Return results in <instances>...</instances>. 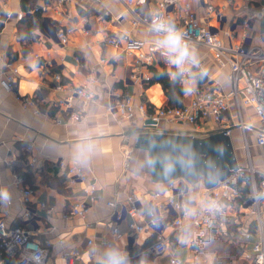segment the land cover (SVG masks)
<instances>
[{
    "label": "crops",
    "instance_id": "0c3cea01",
    "mask_svg": "<svg viewBox=\"0 0 264 264\" xmlns=\"http://www.w3.org/2000/svg\"><path fill=\"white\" fill-rule=\"evenodd\" d=\"M103 1V4L94 0L82 4L72 0L60 8L58 0H37L34 9H42V20L32 32L33 40L28 42L23 39L27 31L21 32L25 24L21 23L18 14L22 12L26 16L33 9L24 10L23 0H0V220H6L11 228L23 227L44 246L50 241L47 264H66L64 254L74 247L84 249L74 264H101L104 253L112 248L126 254L127 264H170L172 256L188 263L214 264L217 251L205 246L221 235L196 230L190 224L180 231L172 226L173 218L169 216L163 218L158 232L147 227L135 236L127 232L128 217L120 224L121 235L116 236L111 232L112 208L107 202H125L133 194L150 197L155 191L167 190L174 180L187 181L175 174L171 178L164 175L157 179L156 163L148 149L137 145L141 134L196 135L206 139L220 136L225 127L230 126L232 131L228 139L235 151L237 166L247 167L251 162L256 169L264 170V145L257 143L255 129L260 125L259 119L253 107H245L243 118L253 127L244 131L237 125L239 118L232 106L224 118L223 128L212 122L195 128L183 122L162 120L156 129H146V118L141 114L126 119L116 110L109 111L112 102L124 95L136 103L145 100L154 107H163L169 102L160 83L143 86L131 79L136 67L135 55L105 41L106 35H120V29H130L136 37L147 41L154 40L153 33L134 29L131 15L120 0ZM186 2L191 3L201 22L209 21L214 27L219 26L221 11L224 16L222 37L225 38V31H232V41L240 43L245 34H254L253 43L264 44L259 37L264 33V0H181L173 14L177 15ZM154 6L155 0H152L150 5L138 6L137 11L149 17ZM209 6L215 10L210 12ZM120 15L124 20L117 19ZM70 18L76 29L69 35L68 42L62 44L57 33ZM245 19L251 20L250 28L243 26ZM188 51L189 57L198 61L199 66L193 67L191 77L183 81L186 87L183 103H189L207 84L221 92L229 91L228 65L221 66L200 45H192ZM76 57H80V63ZM49 62L52 65H48ZM153 68L167 70L172 76L177 70L174 66L165 67L159 55L148 69L143 70L153 74ZM15 70L14 90L8 91L1 80L6 73ZM57 73L70 86L87 84L95 92L93 101L75 98V108L84 106L86 109L79 121L71 120L70 112L58 103L60 97L67 94L55 88ZM25 97H30L34 105L24 107ZM30 145L31 152L37 157L34 168L29 164ZM164 153L167 152L160 155ZM60 160L83 166L96 182L99 199L85 216L64 217L71 205L84 195L85 184L71 183L67 169L59 165ZM212 170L207 178L201 176L194 185L189 184L188 199L193 208L202 194L215 187L229 171L223 167ZM59 185L63 186V191ZM26 188L32 189L28 201H24L23 190ZM42 203L54 206V212L47 215ZM247 208L241 199L231 203L228 219L233 220L237 213L241 214ZM236 228L231 227L232 234L221 237L240 244L243 261L255 264L245 253L251 250L256 237L247 240ZM158 233L170 242L167 254L158 255L151 250ZM89 239H93L95 245L87 246ZM107 241L112 242V248L108 247ZM88 251H96L94 260L89 258Z\"/></svg>",
    "mask_w": 264,
    "mask_h": 264
},
{
    "label": "built area",
    "instance_id": "2783aa9c",
    "mask_svg": "<svg viewBox=\"0 0 264 264\" xmlns=\"http://www.w3.org/2000/svg\"><path fill=\"white\" fill-rule=\"evenodd\" d=\"M72 0H58L59 7L62 8L66 3ZM84 4L86 0H77ZM103 4V0H94ZM131 15V23L134 29H146L153 33L154 40L147 41L136 37L130 29H120V35H106L105 41L116 47H121L128 54L136 57L135 70L131 79L139 82L140 85L148 84L152 77L150 72H144L156 60L157 55L165 67H176L182 81L191 77L193 67L199 66V62L190 57L185 58L181 63L174 62L178 53H171L162 43L166 33L164 31H155L153 22H162L166 26H172L181 35L187 48L192 45H200L212 54L214 59L221 66L228 65L230 68L229 79L231 88L227 92H221L212 84H207L199 89L194 98L189 103H182L179 106L166 105L163 107H154L145 100L138 103L134 102L128 95L119 96L108 107L109 111H118L126 119H133L138 114L145 116L146 129H156L162 120L183 122L192 125L195 128L202 127L205 123L212 122L219 128H223L224 118L231 107L236 108L238 116L237 125L245 131L248 127L243 118L245 107H253L260 125L256 127L257 143L264 145V44L253 43V35H244L240 43L232 41V31H225L224 37L221 36V24L224 16L219 12V26H212L209 21L201 22L197 17L195 10L190 2L184 3L181 11L174 15V9L180 4L181 0H155V6L150 10V16L146 17L137 11L141 5H150L152 0H120ZM247 7H245L246 9ZM210 12L214 11L213 6H209ZM247 11V9H246ZM9 14V13H8ZM24 13L20 12L18 18L22 19ZM103 19V16H100ZM119 21L124 20L123 15L117 17ZM243 26L251 27V20L245 19ZM74 21H70L58 30V38L62 44H66L75 31ZM88 31V30H86ZM264 43V33L259 35ZM40 59L39 55H36ZM77 62H81L80 57H76ZM41 66V63H39ZM43 65V64H42ZM48 65H52L49 62ZM16 79V70L12 73H6L1 80L2 86L8 90H14V81ZM55 88L58 91L66 92L67 95L60 97L58 103L63 110L70 112V119L79 121L82 119L85 107L76 109L74 101L76 97H83L86 102L95 99L94 90L87 84L70 86L64 82L60 73L55 74ZM94 80L91 81V84ZM24 107L28 108L34 105L30 97L23 99ZM225 133L231 134L232 127L226 126ZM32 145L28 146L31 152ZM32 153V152H31ZM249 161L250 155L248 154ZM37 157L32 153L29 156V164L35 167ZM247 167L238 166L233 174L226 180L219 182L215 187L206 190L201 199L194 205L188 199L189 183L185 180L177 179L169 184L164 192L155 191L150 197L142 195L139 197L133 194L127 201L117 203V201H108L107 204L112 208L111 214V232L121 235L120 224L126 218L130 217L128 222V234L135 236L143 232L147 227L156 232L163 224V218L171 216L172 226L180 231L190 224L196 230L211 233L217 236L231 235L234 231L231 227L241 224L238 232L242 237L249 240L256 237V241L250 251L246 252V258L255 264H264V170L256 169L251 162ZM59 165L67 169V175L71 183L85 184L84 195L71 205L70 211L64 213V217L85 216L89 208L94 205L99 197L97 185L79 164H68L66 160H60ZM249 177L251 193L244 195L239 187L242 178ZM259 177V178H258ZM24 201H28L32 195V189L23 190ZM149 196V195H148ZM243 200L248 205L247 211L237 213L234 219L229 218L228 208L231 203L237 200ZM41 207L47 215H51L55 207L47 203H42ZM164 211L165 214L162 212ZM27 215H31L27 211ZM0 236L4 241V247L10 255L17 259V264H47L48 247L52 243L48 241L47 245H42L23 227H9L6 220H0ZM61 242V241H60ZM108 247L112 248V242H106ZM95 245L93 239H89L87 246ZM116 249V248H112ZM83 248L74 247L65 252L64 258L66 264H74L82 255ZM124 253L120 249H116ZM158 255L169 253L170 242L162 234H157V239L151 247ZM89 258L94 260L97 256L96 251H88ZM170 264H198L185 262L178 257L172 256Z\"/></svg>",
    "mask_w": 264,
    "mask_h": 264
},
{
    "label": "water",
    "instance_id": "95a60500",
    "mask_svg": "<svg viewBox=\"0 0 264 264\" xmlns=\"http://www.w3.org/2000/svg\"><path fill=\"white\" fill-rule=\"evenodd\" d=\"M220 136L202 139L196 135L141 134L137 145L148 149L149 156L156 163L154 173L157 179L164 175L171 178L175 174L195 183L201 176L207 178L212 174L213 168L223 167L229 170L221 179L224 181L238 166L228 135L223 131ZM163 151L167 153L160 155ZM181 170L185 174L179 173Z\"/></svg>",
    "mask_w": 264,
    "mask_h": 264
},
{
    "label": "trees",
    "instance_id": "16d2710c",
    "mask_svg": "<svg viewBox=\"0 0 264 264\" xmlns=\"http://www.w3.org/2000/svg\"><path fill=\"white\" fill-rule=\"evenodd\" d=\"M37 0H23L24 10H29L32 8V12L28 13L21 20L22 24L25 26L22 28L21 32L27 31L24 34L23 39L31 42L33 40L32 32L34 29L40 26L42 20V9L35 8V3ZM83 13H87L84 12ZM28 25V26H27ZM21 35V33H20ZM152 77L149 84L160 83L168 97V102L170 106H179L183 103V97L186 92V87L180 78L179 72L176 70L174 76L170 75L167 70H159L156 68L152 69ZM239 187L243 190L244 195H248L251 192L249 185V177H244L239 182ZM59 188L63 191V186L59 185ZM205 248L217 251V256L215 258L214 264H246L241 258L243 248L240 244L234 242H228L221 236L211 239L205 246ZM0 264H17V259L15 256L10 255L6 248L4 247V241L0 236Z\"/></svg>",
    "mask_w": 264,
    "mask_h": 264
},
{
    "label": "clouds",
    "instance_id": "9594fccd",
    "mask_svg": "<svg viewBox=\"0 0 264 264\" xmlns=\"http://www.w3.org/2000/svg\"><path fill=\"white\" fill-rule=\"evenodd\" d=\"M153 29L155 31H164L166 33L165 39L162 43L169 52L178 53L174 58L175 63L179 64L191 55L188 51L187 45L182 40L180 33L172 26H166L162 22L154 21ZM101 264H127V256L116 249H109L101 258Z\"/></svg>",
    "mask_w": 264,
    "mask_h": 264
},
{
    "label": "rangeland",
    "instance_id": "374dc122",
    "mask_svg": "<svg viewBox=\"0 0 264 264\" xmlns=\"http://www.w3.org/2000/svg\"><path fill=\"white\" fill-rule=\"evenodd\" d=\"M86 1H92L93 2V0H86ZM95 3V2H94ZM179 169V168H178ZM179 173H181V174H185V172L184 171H182L181 170V172H179ZM190 174V173H189ZM186 182H188V181H186ZM189 183V182H188ZM189 184H191V185H194V181H192L191 183H189Z\"/></svg>",
    "mask_w": 264,
    "mask_h": 264
}]
</instances>
